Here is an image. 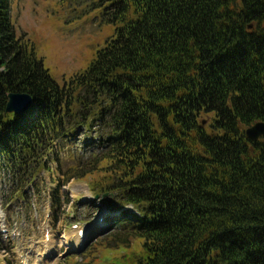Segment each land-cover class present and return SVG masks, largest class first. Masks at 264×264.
<instances>
[{"label": "trees", "instance_id": "1", "mask_svg": "<svg viewBox=\"0 0 264 264\" xmlns=\"http://www.w3.org/2000/svg\"><path fill=\"white\" fill-rule=\"evenodd\" d=\"M98 5L114 36L61 86L0 0V164L24 172L23 196L61 142L107 129L92 167L66 175L103 172L96 194L132 206L106 222L101 240L133 249L112 264H264V137L245 133L264 121V0ZM11 92L34 104L6 113ZM62 185L52 206L69 202Z\"/></svg>", "mask_w": 264, "mask_h": 264}, {"label": "rangeland", "instance_id": "2", "mask_svg": "<svg viewBox=\"0 0 264 264\" xmlns=\"http://www.w3.org/2000/svg\"><path fill=\"white\" fill-rule=\"evenodd\" d=\"M9 2L17 34H25L35 44L38 56L61 86L85 70L97 50L115 33V25L106 20L105 9L98 5L99 0ZM205 120L207 124L210 118L205 117ZM106 132L107 129L100 127L90 132L79 131L72 142L68 139L61 142L59 159L56 160L55 155L49 156L54 159L49 168L38 173L25 188L23 196L18 190L21 186L18 178L24 172L14 175L0 164V264H112L117 253L129 251L125 245L108 246L101 239L111 231L106 223L109 215L118 218L121 212L133 209L132 206L116 205L115 194L108 191L96 197L100 185L107 180L103 172L83 178L67 179L66 175L73 166L92 167L91 160L103 150L98 141ZM58 183L63 184L62 197H69V202L64 198L61 208L51 205L50 192ZM74 222H93L86 242L88 245L95 242L94 246L91 244L94 257H86L89 252L77 250L76 254L64 257L65 238L68 237L70 248L75 246L71 230ZM132 243L134 249L141 244L139 239Z\"/></svg>", "mask_w": 264, "mask_h": 264}, {"label": "water", "instance_id": "3", "mask_svg": "<svg viewBox=\"0 0 264 264\" xmlns=\"http://www.w3.org/2000/svg\"><path fill=\"white\" fill-rule=\"evenodd\" d=\"M252 24L250 25V27ZM34 104L33 96L28 92H11L8 95L6 113L24 114ZM205 123V121H204ZM246 136L252 141H258L264 137V121H257L245 130ZM98 197V196H97ZM70 250L68 253H72ZM66 255V254H65Z\"/></svg>", "mask_w": 264, "mask_h": 264}, {"label": "bare ground", "instance_id": "4", "mask_svg": "<svg viewBox=\"0 0 264 264\" xmlns=\"http://www.w3.org/2000/svg\"><path fill=\"white\" fill-rule=\"evenodd\" d=\"M2 216H0V218H1ZM68 246H70V243H68ZM76 246H77V242H76Z\"/></svg>", "mask_w": 264, "mask_h": 264}]
</instances>
